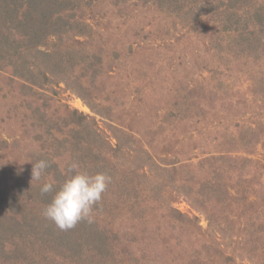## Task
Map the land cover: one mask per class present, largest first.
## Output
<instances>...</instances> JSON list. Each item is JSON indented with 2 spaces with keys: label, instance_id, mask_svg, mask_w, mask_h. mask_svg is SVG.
Returning <instances> with one entry per match:
<instances>
[{
  "label": "rangeland",
  "instance_id": "374dc122",
  "mask_svg": "<svg viewBox=\"0 0 264 264\" xmlns=\"http://www.w3.org/2000/svg\"><path fill=\"white\" fill-rule=\"evenodd\" d=\"M92 7L96 11L87 10V20L101 33L111 57L115 54L122 61L105 77L85 83L93 92L87 99L68 90L64 83L32 86L20 78L12 80L10 71L0 70V165H5V170L15 166L9 185L25 180L39 186L53 182L58 188L70 162L76 160L92 173L86 155L89 151L106 150L116 155L109 157V165L116 167L108 170L111 181L106 196L119 195L120 201L129 206L135 202L136 194L130 193L135 187L133 183H145L135 187L142 198L152 192L155 179L154 183L160 186L162 202L146 205L160 209L142 212L148 227L136 244L139 253L146 252L148 258L159 256L154 264H260L264 255L262 237L256 233L258 224L250 223L252 228L237 237L238 208L222 205L228 217L223 216L221 221H213L212 217V226L209 214H221L218 194L212 192V173L222 175L221 187L227 189L235 185L238 173L255 181L264 180V92H259L258 98L253 94V80L258 81L257 89L264 91V78H251L244 66L246 57L241 54L234 58L225 44L208 39L209 34L200 33L197 37L196 32L174 29L167 37L152 33L143 40L135 36L139 32L134 22L130 24L129 19L119 17L112 0H94ZM142 12L134 10L146 30H150L151 22L161 21L154 9ZM206 25L208 22L202 31L210 30ZM255 66V73L264 69L259 62ZM74 110L85 115L93 130L103 135L105 145L84 138L72 141L69 136L68 142L60 141L71 129L70 118L66 117ZM40 114L44 116L43 124L36 119ZM50 123L53 127L59 125V131H55L58 138L53 137L51 143L47 131ZM127 124L136 128L141 143H135L131 150L125 149L124 154L113 153L110 148L115 147L117 139L112 127L129 130ZM79 131L80 136L86 135L82 128ZM232 133L248 134L250 140L244 142L255 143L251 152L241 150L245 147L237 145ZM146 151L152 154L150 161L145 158ZM45 154L53 158L55 165H50L39 181H31L33 163ZM152 163L161 169L152 170ZM169 205L188 217L189 226L181 232L167 229ZM45 208L30 206L29 220L36 223L39 232L52 223L44 215ZM7 212L13 223L18 221L19 209L8 208ZM252 214L257 221L264 220V214ZM243 224L247 225L245 220ZM220 225H228V230L217 231ZM154 227L159 233L148 240L150 228ZM36 230L25 240H30L29 244L43 256H49L50 264H63L65 245H48L44 232L35 234ZM237 238L242 240L241 245L230 242ZM10 240H0V264H19L25 258L19 252L5 256L14 248ZM157 246L159 250L152 251Z\"/></svg>",
  "mask_w": 264,
  "mask_h": 264
},
{
  "label": "trees",
  "instance_id": "16d2710c",
  "mask_svg": "<svg viewBox=\"0 0 264 264\" xmlns=\"http://www.w3.org/2000/svg\"><path fill=\"white\" fill-rule=\"evenodd\" d=\"M93 1L0 0V70L10 71V79L20 78L32 86L43 87L49 82L64 83L68 90L87 99L86 97L93 92L88 90L85 83L94 78L105 77V73L110 72L113 66L119 65V61H122L115 54L111 57L107 52L109 49L106 43L101 40V33L94 30L87 20L86 11H96V8L92 7ZM112 5L117 8L119 17L129 19L130 24L134 22V27L140 33L136 32L135 36L139 35L143 40L152 33L167 37L174 29L189 33L196 32L197 37L200 33L209 34L208 39H212L216 44L220 43L223 46L225 44L234 58H239L241 54L246 57V62L243 64L246 65L245 70L248 68L251 78L257 75L264 78V69L260 74L255 73V65L258 62L264 68V0H112ZM147 9L156 10L158 20H163V23L151 22L150 30H146V25L138 22L139 14H134V10H139L140 13L143 10L147 12ZM205 22H208L206 26L210 28L209 31H202ZM218 46L222 48V45ZM104 56L109 61L106 62ZM250 61L252 62L249 64ZM253 82L255 84L253 94L258 98L259 92L264 91L257 89L258 81L253 80ZM66 118H70L71 129L60 141L68 142L69 136L72 141L84 138L90 141L97 140L105 145L103 135L97 129L93 130L92 124H88L85 115L74 110L69 112ZM36 119L43 124L42 114L37 115ZM125 127L129 130L118 126L112 127L117 139L115 147L110 148L113 153L124 154L125 149L131 150L135 143H141L140 139H137L139 135L136 134V128L130 124ZM58 128V123L54 127L50 123L47 128L50 134L48 135L49 143L52 142L53 137L58 138L55 134V131H59ZM80 128L86 134L84 137L79 135ZM249 128L253 131L251 126ZM231 135L238 141L237 145L245 147L240 148L241 150L251 152L250 147H253L255 143L249 145L244 142L248 139V134L232 133ZM60 141H57L58 146L61 145ZM98 151L86 153L90 159L89 169L92 173L104 172L108 175L110 168L116 167L109 165V157H116V155L106 150ZM145 158L150 161L153 157L146 151ZM42 159L48 161L49 167L55 165L53 158L48 154L42 156ZM82 161L86 162L84 157ZM4 166L0 165V240L15 238L9 243L14 244V248L5 256L11 257L12 253L19 252L25 257L19 264H37L38 260L40 264H50V257L43 256L40 250L29 244L30 240L25 238L32 236L36 230V223L29 220L30 206L45 208L52 200V193L41 195V185L31 184L25 180L10 186L9 180L13 179L11 170H14L15 166L9 170H5L6 166L5 168ZM151 166L152 170L161 169L160 165L154 163ZM212 175L214 182L212 192L215 191L218 194L217 197L221 202L218 211H221V214L216 215L214 211L211 212L209 226L213 225L212 217L213 221H221L223 216L228 217L225 210L221 209L222 205L233 209L238 208L236 220L239 222V231L236 236L246 233L252 228V224H258L256 233L262 237L260 246L261 253L264 255V220L257 221L256 216L252 214L258 212L264 214V180L256 178L257 181H255L238 173L235 176L236 180L238 179L235 185L227 189L221 187L222 175L218 173H212ZM132 176L134 178V173ZM136 177L139 181L140 176L137 173ZM155 180L151 185L152 192L149 191V195L143 198L137 195L139 193L137 188L145 183H133L137 188L134 187L130 192L136 194L132 205L127 206L126 202H121L119 195L118 197L106 196L107 193L104 192L102 200L94 208L96 213L95 215L92 213L91 222L87 219L81 220L74 228L61 230L52 221L46 230L40 232H44L48 245H65L63 248L67 254L62 257L63 264H154L156 259L160 260V257L148 258L146 252L139 253L136 250V244L140 242L139 236L145 231L147 233V218H144L142 212L160 209L159 206H146L147 203L162 202L160 186L154 183ZM124 194H128L126 189ZM8 208L19 209V219L15 223L6 216ZM168 209L170 220H165L168 230L181 232L184 227L189 226L187 216L170 205ZM214 210H217L216 207ZM250 210L251 212L247 213ZM244 220L246 226L243 224ZM228 227L227 225L221 228L220 225L217 231H227ZM40 232L36 230L35 234ZM158 233L157 227L150 228L148 240L157 237ZM51 238L53 241L50 240ZM230 242L242 244V240L238 238ZM158 247H154L152 251ZM260 264H264V256Z\"/></svg>",
  "mask_w": 264,
  "mask_h": 264
},
{
  "label": "clouds",
  "instance_id": "9594fccd",
  "mask_svg": "<svg viewBox=\"0 0 264 264\" xmlns=\"http://www.w3.org/2000/svg\"><path fill=\"white\" fill-rule=\"evenodd\" d=\"M48 167L45 159L34 162L31 181H39ZM110 181L111 177L106 173H90L73 160L68 164L66 177L58 188L53 182H45L40 187L41 195L54 192L51 202L44 209L45 217L61 230L74 228L81 220L91 222L93 210L102 200Z\"/></svg>",
  "mask_w": 264,
  "mask_h": 264
}]
</instances>
